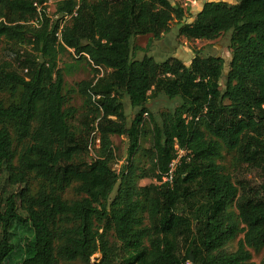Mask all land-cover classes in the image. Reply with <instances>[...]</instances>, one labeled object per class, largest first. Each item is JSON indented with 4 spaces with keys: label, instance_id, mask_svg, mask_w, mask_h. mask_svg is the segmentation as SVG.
Segmentation results:
<instances>
[{
    "label": "trees",
    "instance_id": "obj_1",
    "mask_svg": "<svg viewBox=\"0 0 264 264\" xmlns=\"http://www.w3.org/2000/svg\"><path fill=\"white\" fill-rule=\"evenodd\" d=\"M47 1L0 0V46L15 50L18 65L0 64L9 98L0 99V264L16 253L20 264H254L250 250L264 249V0L206 1L180 27L189 41L230 34L225 75L223 58L200 52L188 67L136 58L184 19L170 0H57L55 19L44 14L31 27L34 4ZM148 35L144 49L132 46ZM67 51L104 72L77 86L88 108L79 128L58 68ZM124 99L136 110L129 126ZM160 99L168 113L150 114V168L138 178L143 115ZM113 136L129 142L118 172ZM175 145L185 155L172 183H161ZM223 150L261 184H235L218 164ZM68 190L74 200L64 199ZM14 227L26 229L24 243Z\"/></svg>",
    "mask_w": 264,
    "mask_h": 264
},
{
    "label": "rangeland",
    "instance_id": "obj_2",
    "mask_svg": "<svg viewBox=\"0 0 264 264\" xmlns=\"http://www.w3.org/2000/svg\"><path fill=\"white\" fill-rule=\"evenodd\" d=\"M203 1L208 0H170L172 5H176L184 12V19L180 22H173L171 24L170 32L163 35L160 40L152 41L150 44L149 52L142 54L137 52L136 58L141 59L144 55L153 58L157 63L165 62L169 58L178 59L184 66L188 67L190 61L194 58L195 52H200L202 55H214L224 59L223 75H225L229 68L228 63L231 58L230 50V34H225L215 41H196L187 40L184 37L178 35L179 29L182 25L191 24L196 17L199 9H202ZM209 1H225L228 4H236V0H209ZM56 2L52 1L47 4L48 15L51 19H55L54 10ZM151 36H140L132 40V46H137L144 49L150 40ZM24 51V49H23ZM15 50L10 48L9 44L3 43L0 46V64L3 61L9 62V64L16 68L17 62L15 60ZM58 68L62 71L64 77L63 92L67 95V106L74 108V115L70 119V124L74 127H80L82 116L88 114V108L86 107L83 98L77 93V86L81 82H88L96 78H100L104 75L101 70H93L86 61L75 60L73 52L67 51L59 56ZM220 88H223V83L220 81ZM0 99L3 101L9 100L8 95H0ZM124 112L126 115L127 125L129 126L136 115V110H132L127 99L123 100ZM155 117L161 113H168V108L163 100L150 107L149 115H143V123L139 138V147L137 153L132 159L133 167L136 172V176L139 178L142 174L147 172L150 168L149 165V150L152 147L153 134L152 123L150 114ZM113 145V152L115 160L113 161L112 168L115 172H118L122 166L127 162V152L129 142L126 137L113 136L111 138ZM17 144L14 143V148H17ZM19 149V147H18ZM233 153H228L225 150L222 151V157L218 160V164L223 166L225 172L232 176V181L239 184H250L254 187H258L261 184V177L257 170H254L247 166H237L234 162ZM159 185L154 179H138V186H150ZM32 193H35L38 187V181L31 180ZM7 188V187H6ZM8 190V189H7ZM15 192V188L12 190ZM76 197L71 190H68L64 194V199L68 201L74 200ZM24 217V214H22ZM15 239L21 240V244L24 243V238L28 237L26 229L20 227H14L11 230ZM242 238V235H238L236 239L231 242L228 247V253L235 251L238 240ZM110 241L112 238L109 237ZM252 262L254 264H263L264 261V249L260 251L250 250ZM99 258V255H95L91 258V262H95ZM21 256L16 253L12 256L10 262L6 264H20Z\"/></svg>",
    "mask_w": 264,
    "mask_h": 264
},
{
    "label": "built area",
    "instance_id": "obj_3",
    "mask_svg": "<svg viewBox=\"0 0 264 264\" xmlns=\"http://www.w3.org/2000/svg\"><path fill=\"white\" fill-rule=\"evenodd\" d=\"M52 1L57 2V0H48L47 3H45L44 5H39L37 3L34 4V8L36 10V17L29 22V25L31 27L38 28L39 25H40V22H41V20L43 18V15L45 14L46 16H49L48 15V10H47V4L50 3V2H52ZM68 19H70V17L65 18L64 21H66ZM59 32L56 34V36L58 38H59V35H60ZM95 143H96V146H98L99 140L97 139ZM174 149H175V156L176 157L169 164V170H168L167 174H165L163 176L161 183H165V182L172 183V180H173V176H174V172L176 170V167L178 165H180L181 159L185 155V152L183 150H179L178 147H177V145H175V148Z\"/></svg>",
    "mask_w": 264,
    "mask_h": 264
},
{
    "label": "crops",
    "instance_id": "obj_4",
    "mask_svg": "<svg viewBox=\"0 0 264 264\" xmlns=\"http://www.w3.org/2000/svg\"><path fill=\"white\" fill-rule=\"evenodd\" d=\"M208 1H209V0H208ZM205 2H206V1H203L202 4H204ZM200 11H201V10L199 9V11L197 12V14H198ZM197 14H196V15H197ZM194 18H195V17H194ZM190 62H191V61H190Z\"/></svg>",
    "mask_w": 264,
    "mask_h": 264
},
{
    "label": "water",
    "instance_id": "obj_5",
    "mask_svg": "<svg viewBox=\"0 0 264 264\" xmlns=\"http://www.w3.org/2000/svg\"><path fill=\"white\" fill-rule=\"evenodd\" d=\"M192 260V259H191Z\"/></svg>",
    "mask_w": 264,
    "mask_h": 264
}]
</instances>
